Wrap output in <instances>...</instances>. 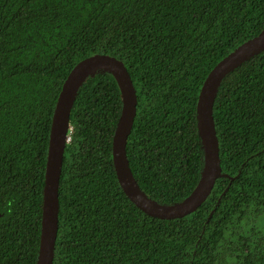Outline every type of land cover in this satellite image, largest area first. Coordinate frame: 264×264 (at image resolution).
Masks as SVG:
<instances>
[{"label": "trees", "instance_id": "trees-1", "mask_svg": "<svg viewBox=\"0 0 264 264\" xmlns=\"http://www.w3.org/2000/svg\"><path fill=\"white\" fill-rule=\"evenodd\" d=\"M264 29V0H0V264H37L51 125L73 68L122 61L138 104L126 153L164 205L204 165L197 103L215 66ZM122 96L107 72L74 103L59 187L54 264H264V51L223 81L214 104L223 174L194 213L152 218L113 164Z\"/></svg>", "mask_w": 264, "mask_h": 264}, {"label": "water", "instance_id": "water-1", "mask_svg": "<svg viewBox=\"0 0 264 264\" xmlns=\"http://www.w3.org/2000/svg\"><path fill=\"white\" fill-rule=\"evenodd\" d=\"M264 51V29L253 39L231 52L206 78L197 103V122L204 165L200 180L193 192L182 202L159 204L139 187L131 171L126 147L137 114L138 98L125 64L109 55L96 54L79 62L68 75L59 94L49 139L40 250L37 264H54L55 245L59 228V187L70 127L71 112L77 95L87 79L98 72L110 73L122 96V112L113 139V164L118 182L127 198L144 214L160 220H176L196 212L211 195L223 174L217 137L214 104L223 81L245 62Z\"/></svg>", "mask_w": 264, "mask_h": 264}, {"label": "built area", "instance_id": "built-area-1", "mask_svg": "<svg viewBox=\"0 0 264 264\" xmlns=\"http://www.w3.org/2000/svg\"><path fill=\"white\" fill-rule=\"evenodd\" d=\"M73 133V127L70 125L69 127V131H68V136H67V139H66V144L68 145L70 140H71V134Z\"/></svg>", "mask_w": 264, "mask_h": 264}]
</instances>
